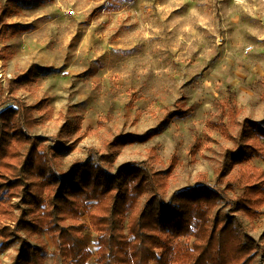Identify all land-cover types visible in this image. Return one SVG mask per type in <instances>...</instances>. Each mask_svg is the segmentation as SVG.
<instances>
[{
    "label": "rangeland",
    "instance_id": "374dc122",
    "mask_svg": "<svg viewBox=\"0 0 264 264\" xmlns=\"http://www.w3.org/2000/svg\"><path fill=\"white\" fill-rule=\"evenodd\" d=\"M8 106L16 116L30 107L28 127L8 126V139L24 157L15 137H32L46 177L86 162L113 177L142 167L166 181L161 202L205 185L225 197L209 229L230 220L258 247L246 264H264V204L251 221L231 205L243 198L241 176L264 173V0H0V110ZM152 194L147 184L138 206ZM10 202L17 218L45 221V205ZM94 203L81 202L79 221L64 224L92 232L83 264H99ZM38 225L18 231L23 240L0 252V264H32L29 247L41 264L73 263L75 249L61 253L60 239Z\"/></svg>",
    "mask_w": 264,
    "mask_h": 264
},
{
    "label": "trees",
    "instance_id": "16d2710c",
    "mask_svg": "<svg viewBox=\"0 0 264 264\" xmlns=\"http://www.w3.org/2000/svg\"><path fill=\"white\" fill-rule=\"evenodd\" d=\"M9 99L6 97L4 102ZM17 112L10 106L0 110V121L3 120L0 124V252L15 241L23 240L19 230L36 228L35 224H39L60 239L61 253H69L63 251L65 246L75 249L71 254L72 264H83L89 255L85 244L92 232L82 223L64 224L79 221V208L88 206L81 202L90 200L95 201L96 208L90 222L98 232L99 264H148L150 260L155 264H246L250 253L258 248L251 238L242 241L230 220L209 229V214L216 201L225 200V197L205 185L176 191L169 202H161L158 196L164 192L166 181L157 174L150 177L142 167L130 166L113 177L103 172L99 165L86 162L74 165L57 179L46 177L47 170L40 162L42 152L37 151L33 138L26 134L15 137L21 146H27L24 157L8 139V126L18 134L24 132L30 122V107L16 116ZM215 125L228 134L225 123ZM159 132L158 127L152 128L137 140L146 141ZM257 132L264 136L262 127H258ZM239 153L238 158H241L245 152ZM241 180L245 182L243 198H236L231 205L232 208L237 206L251 221L258 217V207L264 204V173L252 171L241 176ZM147 184L153 194L140 208L138 199ZM21 196L37 210L45 205V221L16 217L10 201ZM124 218L129 238L122 232ZM190 235L195 237L190 244L180 243V238L187 239ZM82 243L84 246L78 247ZM157 249L161 250L159 255ZM37 251L36 247H29L32 264H41L36 259Z\"/></svg>",
    "mask_w": 264,
    "mask_h": 264
}]
</instances>
